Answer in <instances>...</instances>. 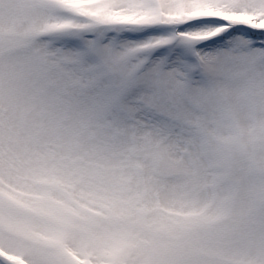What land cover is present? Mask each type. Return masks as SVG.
Masks as SVG:
<instances>
[{
	"label": "snow or ice",
	"instance_id": "snow-or-ice-1",
	"mask_svg": "<svg viewBox=\"0 0 264 264\" xmlns=\"http://www.w3.org/2000/svg\"><path fill=\"white\" fill-rule=\"evenodd\" d=\"M0 264H264V0H0Z\"/></svg>",
	"mask_w": 264,
	"mask_h": 264
}]
</instances>
